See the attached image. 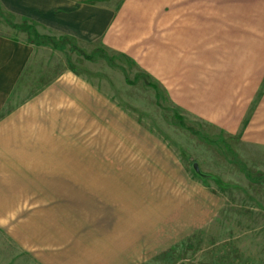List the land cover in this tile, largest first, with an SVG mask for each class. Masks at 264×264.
<instances>
[{"label": "crops", "instance_id": "1", "mask_svg": "<svg viewBox=\"0 0 264 264\" xmlns=\"http://www.w3.org/2000/svg\"><path fill=\"white\" fill-rule=\"evenodd\" d=\"M0 9L41 35L145 64L150 56L174 82L200 68L195 54L229 48L219 59L236 73L219 78V92L257 102L248 123L244 111L230 115L241 116L243 137L264 144V0H0ZM14 30L0 21V223H12L18 243L32 250L29 261L141 264L179 242L176 210L194 212L193 187L175 172L116 173L108 171L112 156L79 157V74L51 45Z\"/></svg>", "mask_w": 264, "mask_h": 264}, {"label": "rangeland", "instance_id": "2", "mask_svg": "<svg viewBox=\"0 0 264 264\" xmlns=\"http://www.w3.org/2000/svg\"><path fill=\"white\" fill-rule=\"evenodd\" d=\"M1 17L3 25L26 33L30 41L51 45L57 59L79 74V157L112 156L115 164L108 171L116 173L125 168L175 172L181 183L193 187L194 212L176 210L174 232L180 241L141 264H264V144L243 137L241 116L230 115L244 111L248 123L257 102L225 100L219 92V78L236 73L232 62L222 68L225 61L219 59L230 55L229 48L195 54L200 68L185 70L174 82L172 76L161 78L162 68L150 56L145 64L103 45L37 37L34 26H14L0 9ZM93 169L95 164L87 171ZM183 193L188 190L182 191L181 201ZM187 217L190 224L195 221L194 230ZM11 225L0 223V264H34L28 256L31 248L18 243Z\"/></svg>", "mask_w": 264, "mask_h": 264}, {"label": "trees", "instance_id": "3", "mask_svg": "<svg viewBox=\"0 0 264 264\" xmlns=\"http://www.w3.org/2000/svg\"><path fill=\"white\" fill-rule=\"evenodd\" d=\"M35 35L37 36V37H41V35L36 31V33H35ZM49 38V37H48ZM32 42V41H31Z\"/></svg>", "mask_w": 264, "mask_h": 264}]
</instances>
